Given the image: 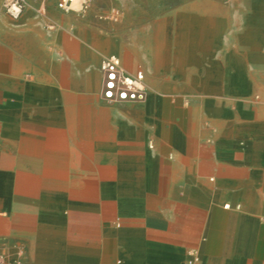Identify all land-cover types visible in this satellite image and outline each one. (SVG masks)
Here are the masks:
<instances>
[{
	"label": "crops",
	"instance_id": "obj_1",
	"mask_svg": "<svg viewBox=\"0 0 264 264\" xmlns=\"http://www.w3.org/2000/svg\"><path fill=\"white\" fill-rule=\"evenodd\" d=\"M5 2L9 262L264 264V0H26L18 20ZM112 55L143 102L104 98Z\"/></svg>",
	"mask_w": 264,
	"mask_h": 264
},
{
	"label": "built area",
	"instance_id": "obj_2",
	"mask_svg": "<svg viewBox=\"0 0 264 264\" xmlns=\"http://www.w3.org/2000/svg\"><path fill=\"white\" fill-rule=\"evenodd\" d=\"M95 0H59L58 8L64 13L85 15ZM5 11L12 19L18 20L24 13L26 0H6ZM120 11L113 9L108 19L120 20ZM103 73L104 98L112 103H137L146 98L147 87L145 73L138 71L131 74L124 68L121 59L112 55L104 59ZM0 264H22L19 259L9 262L8 257L0 252Z\"/></svg>",
	"mask_w": 264,
	"mask_h": 264
}]
</instances>
